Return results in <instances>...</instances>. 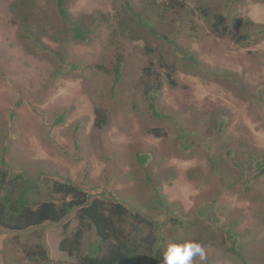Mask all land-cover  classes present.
<instances>
[{
  "label": "rangeland",
  "instance_id": "obj_1",
  "mask_svg": "<svg viewBox=\"0 0 264 264\" xmlns=\"http://www.w3.org/2000/svg\"><path fill=\"white\" fill-rule=\"evenodd\" d=\"M67 8L89 32L88 42L70 38L53 0H0V148L9 145L13 165L49 180L71 179L93 195L106 191L166 223V214L149 208L147 172L176 215L198 218L178 235L202 238L203 264H241L222 247L230 230L248 263L264 264V175L254 170L264 158V39L241 46L211 29L220 13L231 30L245 19L263 27L264 0H69ZM202 9L210 10L209 18ZM177 48L218 77L190 67ZM119 57L123 75L112 98ZM146 84L160 86L162 120L148 115ZM98 107L108 119L101 129ZM153 129L166 136L156 138ZM144 153L150 155L146 169L136 159ZM77 228L74 219L68 235ZM171 228L165 224L167 245L176 237ZM64 237L62 225L19 235L0 228V264H34L27 250L41 242L55 262L76 264L59 249Z\"/></svg>",
  "mask_w": 264,
  "mask_h": 264
},
{
  "label": "trees",
  "instance_id": "obj_2",
  "mask_svg": "<svg viewBox=\"0 0 264 264\" xmlns=\"http://www.w3.org/2000/svg\"><path fill=\"white\" fill-rule=\"evenodd\" d=\"M53 1L57 16L61 20L60 22L68 28L70 38L79 43L88 42L89 32L71 18L67 8L69 0ZM172 3L171 6L175 8L183 6V3L178 1H172ZM121 8L128 14L136 16L135 20L141 28L153 32V27L142 21L129 3H123ZM226 10L227 6H224V11ZM209 11V9H202L201 13L209 18ZM228 23L225 13L215 15L211 26L212 32L219 38L231 37L234 43L241 46L259 44L264 39V26H257L251 19L237 21L232 30ZM39 48L43 53L46 52L43 46H39ZM177 52L190 67L218 77L208 73L193 55L178 48ZM122 61L123 58L119 57L113 68L112 94H110L112 98L122 80ZM145 72L148 73L147 75H151L150 68ZM224 77L234 83H240L232 73H226ZM171 83L174 85L173 81ZM159 92L160 86L151 84H146L143 91L149 109L148 115L162 120L165 117L159 112L156 105ZM95 114V126L98 129L106 126L108 119L102 112V108L98 107ZM64 119L65 117L62 115L57 123L63 122ZM225 122V119L221 121V128ZM150 133L156 138L166 136L165 133L161 134L159 129H153ZM4 140H8V133L5 134L3 142H5ZM229 155L232 156L231 153ZM10 156L9 145L3 143L0 148V228L19 235L37 228L43 231L46 224L62 225L65 237L60 242L59 249L70 258L76 259V264H163V253L167 247V239L164 234L165 224L172 227L170 230L173 229L175 232L176 237L172 243L195 240L204 246L200 236L191 238L178 235V232L184 230L188 233L196 225L198 218L184 220L176 215L166 196L161 193L158 185L147 172L145 185L151 193L149 208L155 205L160 213L166 214V223L138 210L129 209L123 201L106 191L100 195H93L71 179L49 180L43 177V172L35 175L20 166L16 168ZM149 158L150 155L145 153L136 155L137 162L145 169L148 166ZM209 162L213 171H216L217 167H215L214 161L210 159ZM234 165L239 170H243V173L245 172L243 165L239 162L235 161ZM254 170H257L258 177L264 175V158L255 162ZM201 214L203 213L201 212ZM74 219L78 221V228L68 235ZM92 233L98 239L99 244L93 243L91 237L89 238ZM221 234L224 235L223 232ZM217 235V231L212 233L213 237ZM225 235V243L222 245L225 252L234 256L241 264H249L243 247L238 245L237 235L231 230L227 231ZM36 236L40 237V234ZM27 253L29 258L34 260V264H64L62 261L52 260L48 248L42 242L38 243L34 250H27Z\"/></svg>",
  "mask_w": 264,
  "mask_h": 264
},
{
  "label": "clouds",
  "instance_id": "obj_3",
  "mask_svg": "<svg viewBox=\"0 0 264 264\" xmlns=\"http://www.w3.org/2000/svg\"><path fill=\"white\" fill-rule=\"evenodd\" d=\"M206 249L195 240L169 243L163 253V264H203Z\"/></svg>",
  "mask_w": 264,
  "mask_h": 264
}]
</instances>
